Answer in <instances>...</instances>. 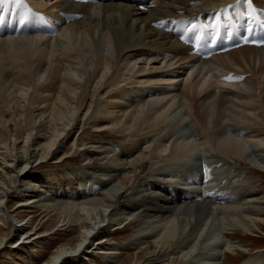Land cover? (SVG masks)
<instances>
[{
    "label": "bare ground",
    "instance_id": "bare-ground-1",
    "mask_svg": "<svg viewBox=\"0 0 264 264\" xmlns=\"http://www.w3.org/2000/svg\"><path fill=\"white\" fill-rule=\"evenodd\" d=\"M255 1L261 10L245 0H0V255L5 229L26 212L14 233L41 219L21 245L79 228L40 264H77L87 251L117 264L133 248L142 250L119 264H228L249 252L235 234L264 231V44L251 42L264 40V0ZM71 139L55 163L85 164L65 177L28 169ZM237 178L245 200L219 207L218 190ZM12 198L21 202L10 212ZM111 226L110 237L132 228L130 238L89 250L91 233Z\"/></svg>",
    "mask_w": 264,
    "mask_h": 264
},
{
    "label": "rangeland",
    "instance_id": "rangeland-1",
    "mask_svg": "<svg viewBox=\"0 0 264 264\" xmlns=\"http://www.w3.org/2000/svg\"><path fill=\"white\" fill-rule=\"evenodd\" d=\"M253 2L256 3V4L261 5L260 3H257L255 0H253ZM262 4H264V3H262ZM246 5H248V4H246ZM232 71L233 70H231V72ZM234 71L239 72L237 70V68H235ZM247 76H250V77H248L246 79L247 83L253 86L254 79L251 78L250 74H248ZM260 81H261V79H260ZM263 82H262V84H263ZM213 91L216 92V90H213ZM179 93L180 94H182V93L188 94V89L184 88V86L182 88V86H181V87H179ZM210 95H211V97H210ZM210 95H209L210 98H209L207 103H209L210 101H214V103H215L217 100H219V98H214L215 93L213 94L214 96L212 95V93ZM261 98L264 100V93L261 95ZM175 108H177V107H175ZM71 142H72V139L69 140L68 142H66V147L65 148H63L60 151H58V153L56 155H54V157L50 161H48V162H46V163H44L42 165H40V162L42 160H39L38 158H34L31 161L28 169H30V167L32 165H34L35 166L34 168H35L36 171H38V173H42V174H45L47 172L48 173H52V174L60 173V174H62L65 177L67 172L71 173L75 168L80 167V166H82L83 164H85L87 162V159H85V157H81V155H76L75 157L74 156L69 157L65 164L64 163H61V164L60 163H58V164L55 163L56 161H58V159L63 154H65L66 152L71 151V147H70L71 146ZM89 156L92 159L91 162L94 163V164L93 163L92 164L95 165L98 162L97 160L99 159L98 154L94 153V154H90ZM2 162H3L2 161V156L0 155V168L4 170V168L2 167ZM22 165H23V163H20L18 166H22ZM213 166L217 167L216 164H214ZM230 166H232V164H230ZM5 170H7V169H5ZM243 171H246V169L244 167H239L238 166L236 171H235V175L238 177V176H240V174ZM7 172H8V170H7ZM257 173H259V171ZM1 174L2 173L0 172V175ZM250 175H251L252 178L254 177V174L251 173V172H250ZM255 177H256V175H255ZM241 180H242V178L241 179L237 178L234 182L230 181V182H228L229 184H226L224 187H222V188H220L218 190V196L219 197H218V200L215 201V202L217 204V202L220 201L219 202V207H221V206L222 207H228V206H232L234 204L235 205L236 204H240L243 200H245L244 196L246 195V193H244V190H243V185H245V183H242ZM257 180H258V182H257L258 186H260L261 188H264V176L263 177H258ZM231 182L233 183V185L231 184ZM239 183L240 184L242 183V184L239 185ZM260 183H261L262 186L259 185ZM227 197L230 198V200ZM227 199H228V201H227ZM231 200H232V202H231ZM235 200H236V202L234 203L233 201H235ZM17 202L19 203L21 201L19 199H17V198H15V199L12 198L11 199V202L8 205L9 206L8 210L10 211V209H11L10 212H12L15 207H17V205H18ZM215 202H214V204H215ZM237 202H239V203H237ZM221 203H223L224 205L221 204ZM28 215H29L28 212H26L23 217L26 218ZM24 218L15 219V220L10 221V225H12L11 228L5 229V232L8 234V239H7V245L8 246H7V248H5V250H3L4 253H2L0 255V264H40L42 262V260L46 259L56 247H58L61 244H65V243L69 242L70 240L74 241L75 238H76V235L78 234V231H79V228L77 226H72L70 228L72 229V231H74V233L71 231V229H69V231L67 230L68 232L66 231V232L62 233V231H61V232L57 233L58 235L54 234V235L50 236L48 239H44V240L40 241L42 243H40L39 245L36 242L33 245H31V246L30 245H25V242H24L23 245H21L23 243V241L25 240V237L22 236V234L24 232H26V231L31 230L32 227L35 224H38V222L41 219L40 217H38L34 221V225L33 226H31L30 228H26L25 230H21L18 233H14V230H15L16 226L20 224V222H18V221H21V219H24ZM218 219H220V218H218ZM218 219H216V220H218ZM217 222H219V220ZM52 223H50V225L46 226L44 229H41L40 232L53 231L55 223H53V224ZM162 223L161 224L159 223L160 227H162L165 224V222H162ZM116 226H111V227L107 228L105 231L103 230L102 231L103 233H100L98 235H93L94 232H96L98 229L93 231L91 233V235L89 236V237L92 236V238L89 239V240L90 241L92 239L93 240H92L91 243L89 242V240H87V244H88L87 248H89V250H94V247H96L97 242L105 241V240H109V239H110V241L108 243H111L113 245L125 243L130 238L129 236H131V233H132L131 229L132 228H129V229L125 230L124 232H120V233L118 231H116V233L115 232L110 233V234L113 235V236L110 237L109 236V232L112 231ZM214 228H217V226H215ZM255 231H256L257 235H251V234L243 235L241 233H236L235 234L236 237H237L236 241H243L241 243L246 245V246H248L249 248H251V250H249V252H247V253L239 251L237 253V255H234V256L232 255L233 258L231 259L230 262H228V264H242L243 261H246V260L250 261L252 257H255L257 255H260V256L256 259L257 263H254V264H264V231L263 230H260V231L259 230H255ZM33 232H36V231H33ZM67 234H69V235H67ZM51 237H52V239H51ZM221 237L223 239L225 238L224 236H222V234H221ZM49 240H51V241H49ZM16 243H17V246H14L15 248L11 247V245H14ZM108 243H106V244H108ZM237 243H239V242H237ZM19 245H21V246H19ZM27 246H29V247H27ZM111 247H112V245H110V246L105 245L104 246V248H105L104 251H106V250L107 251H111ZM141 250L142 249H140V248H133V250L131 249V250L125 251V253H127V254L129 253L131 255L132 253L134 254V253H136L138 251H141ZM95 252H97V251H95ZM90 253H91L90 251L89 252L87 251L85 253L83 252L81 254V256L78 258L77 264H102L103 263V261H104L103 258H105V257H103L100 254L99 255L98 254L97 255H92ZM127 254L121 255L119 257V259L117 260L118 261L117 264H119L123 260H125V258L127 257L126 256ZM131 258L128 260L130 263L126 260L125 264H131V262H132ZM226 263H227V261H226ZM112 264H114V263H112Z\"/></svg>",
    "mask_w": 264,
    "mask_h": 264
},
{
    "label": "snow or ice",
    "instance_id": "snow-or-ice-1",
    "mask_svg": "<svg viewBox=\"0 0 264 264\" xmlns=\"http://www.w3.org/2000/svg\"><path fill=\"white\" fill-rule=\"evenodd\" d=\"M17 2H21V0H17ZM249 41H245V43H248ZM252 43L256 44V43H259V44H264V40H260V41H256V40H253L251 41Z\"/></svg>",
    "mask_w": 264,
    "mask_h": 264
}]
</instances>
